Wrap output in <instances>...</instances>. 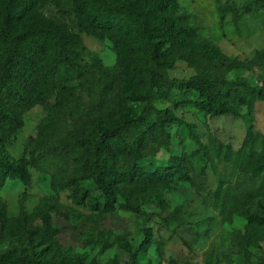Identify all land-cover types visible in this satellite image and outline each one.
Wrapping results in <instances>:
<instances>
[{
  "label": "rangeland",
  "instance_id": "1",
  "mask_svg": "<svg viewBox=\"0 0 264 264\" xmlns=\"http://www.w3.org/2000/svg\"><path fill=\"white\" fill-rule=\"evenodd\" d=\"M75 0H38L25 22L7 19L6 0H0V42L12 41L19 48L44 44L40 64L84 65L91 73L67 84L68 110L56 108L53 95L42 105L15 110L21 126L0 122V153L14 166L24 165L29 178L13 173L0 188V264H22L30 258L42 264H96L127 255L119 242L136 248L145 231L151 244L141 264H264V99L241 104L229 100L230 114L214 116L194 109L175 89L160 92L152 88L151 105L168 110L175 120L167 135L155 132L143 140L139 177L117 179L116 203L111 211H94L90 204L80 207L72 199L77 186L95 192L92 180L81 177L85 150L78 132L85 126L115 129L122 110L111 90L99 98L102 75L97 65L113 67L117 50L105 33L93 29L74 7ZM112 6L134 0H105ZM257 0H176L170 19L182 22L199 39L193 48L209 46L236 66L220 75L199 73L192 65L177 61L162 69L169 80L187 81L209 76L228 87L243 82L264 88V10ZM93 9L100 3L91 0ZM157 12H147L139 20L151 23ZM153 16V17H152ZM132 22L139 24L137 18ZM48 25V26H45ZM161 52L166 39L157 41ZM61 65V66H60ZM242 91L240 86H237ZM128 98L129 94H125ZM138 114L144 103L127 102ZM53 116L52 125L43 128ZM249 118L251 140L243 147ZM188 125V127L185 126ZM230 150L216 152V145ZM129 148L112 147L115 166L129 164ZM65 154L69 161L64 173L43 174L30 166L39 154ZM176 161L172 175L155 178V169ZM49 216L56 234L40 232L41 217ZM246 216L254 218L248 222ZM2 219V220H1ZM111 244L108 249H103Z\"/></svg>",
  "mask_w": 264,
  "mask_h": 264
},
{
  "label": "trees",
  "instance_id": "2",
  "mask_svg": "<svg viewBox=\"0 0 264 264\" xmlns=\"http://www.w3.org/2000/svg\"><path fill=\"white\" fill-rule=\"evenodd\" d=\"M37 2L38 0H6L5 17L25 22ZM99 3L100 5L93 9L91 0H75L74 7L93 29L105 33L117 50L113 67L97 65L103 77L98 93L99 98L104 100L113 90L122 115L118 126L113 130L88 125L78 132V143L86 154L81 164V177L92 180L96 191L92 193L77 186L72 191V199L80 207L89 203L94 211H111L116 203V180L132 179L146 174L141 165L144 158L141 150L143 140L155 132L166 136L167 129L175 120L168 110H159L151 105L153 88L158 92L175 89L178 96L184 99L195 94V99L189 100L192 107L214 116L230 114V99L241 104H246L249 100L264 99V88L251 87L243 82L228 87L211 80L209 76H196L187 81L169 80L162 69L170 68L177 61L187 62L199 73L207 75H220L236 66L235 62L221 57L218 50L209 46L193 48L192 42L199 39L195 31L186 28L182 22L183 18L174 20L167 16L168 13L176 11V0H134L132 4L121 6H112L105 0H99ZM256 7L264 10V0H257ZM152 11L158 15L152 16L151 23L146 24L139 20L140 16ZM132 17L137 18L139 24L133 23ZM160 37H164L168 44L164 53L156 42ZM44 48V44L38 42L22 49L12 41L0 42V122L7 121L21 126L22 121L16 116V109L42 105L53 95L56 97V108L68 110L70 91L66 85L91 73L90 68L75 63L64 66L62 71L58 69L59 66L40 64L39 58ZM258 69L264 71V65L259 64ZM148 83H152L153 88L148 93H139L138 89H146ZM237 86H240L243 92H240ZM125 94H129V97L126 98ZM127 102L144 103V106L137 114ZM53 119L54 117L49 115L44 120L45 124L40 126L38 136L44 131L43 128L52 125ZM245 121L247 131L240 151L245 148L252 135L249 118L246 117ZM185 126L188 127L186 124ZM113 146L120 151L130 149L125 156L128 157L129 164L123 167L115 166ZM215 149L219 155H226L230 151L220 144L216 145ZM68 161V157L63 153L53 157L39 154L31 159L30 166L43 174H61L66 171ZM176 168V161H172L169 166L155 169L151 175L155 178L172 175L170 171ZM13 173L22 178H29L24 165L10 164L0 153V188ZM246 219L248 222L254 220L251 216H246ZM40 232L47 237L56 234L49 216L41 217ZM121 239L117 238L116 243L118 242L127 255V260L121 262L117 257H113L96 264H141L151 244L150 231H145L143 241L136 248L126 241L119 242ZM110 247L111 244H106L103 249ZM7 260L5 256L0 258V262ZM21 261L22 264H42L30 258Z\"/></svg>",
  "mask_w": 264,
  "mask_h": 264
}]
</instances>
